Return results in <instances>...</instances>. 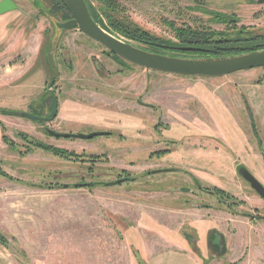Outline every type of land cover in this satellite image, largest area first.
Returning <instances> with one entry per match:
<instances>
[{
    "label": "rangeland",
    "instance_id": "obj_1",
    "mask_svg": "<svg viewBox=\"0 0 264 264\" xmlns=\"http://www.w3.org/2000/svg\"><path fill=\"white\" fill-rule=\"evenodd\" d=\"M12 1L16 7L0 13V109L48 119L0 112V169L24 179L0 178L22 188L26 203L13 208L11 231L0 232V264H264V200L238 168L246 163L264 185V67L222 76L145 68L78 28L58 29L50 0ZM115 1L121 15L159 37L175 40L169 23L264 35V1ZM51 97L57 109L49 118ZM48 129L108 133L83 139ZM36 142L78 156L61 157ZM186 171L199 186L230 194L234 210L198 208L217 198ZM118 175L127 180L105 184ZM188 185L194 191L182 190ZM216 223L230 255L175 249L188 247L181 229L202 241Z\"/></svg>",
    "mask_w": 264,
    "mask_h": 264
},
{
    "label": "water",
    "instance_id": "obj_2",
    "mask_svg": "<svg viewBox=\"0 0 264 264\" xmlns=\"http://www.w3.org/2000/svg\"><path fill=\"white\" fill-rule=\"evenodd\" d=\"M60 1L69 12L70 18L64 21L55 20L54 25L58 29L78 28L112 54L145 68L186 75L222 76L238 70L264 67V48L214 57H185L152 52L115 35L102 16L94 20L89 13L85 0ZM15 7L16 5L12 0H0V13ZM56 109L55 102L49 118L54 117ZM16 113L34 120L48 119V117H40L23 111ZM48 130L50 135L83 139L108 133L107 131H94L87 134H72ZM239 174L264 199V185L245 167L239 168Z\"/></svg>",
    "mask_w": 264,
    "mask_h": 264
},
{
    "label": "trees",
    "instance_id": "obj_3",
    "mask_svg": "<svg viewBox=\"0 0 264 264\" xmlns=\"http://www.w3.org/2000/svg\"><path fill=\"white\" fill-rule=\"evenodd\" d=\"M85 2L89 13L94 20L99 16H102L114 34H119L124 37V40L133 41L136 45L152 52L185 57H214L264 48V35H256L252 37L248 35V37L239 38L243 34L242 31H239L236 33L237 36L230 37L228 34L225 35L224 33L210 30L208 27H174L173 23L169 24L172 26L170 28L175 40L159 37L150 33L146 29L137 26L136 23L126 16L121 15V10H119V5L115 0H96L97 5H92L88 0H85ZM48 8L51 16L56 17V14H59V19L62 21L70 17L69 12L60 0H50ZM0 112L16 113L8 109H0ZM2 138L4 141H7L4 136H2ZM35 144L61 157L76 158L78 156L72 151L63 150L51 145L38 142ZM83 156L84 155L82 154L81 159ZM87 157L91 162H94L96 155L89 154ZM0 174L6 176L8 179L22 182L20 179H14L1 169ZM26 183L45 188H66L70 186L77 187L96 184V182L73 184L55 183L48 185L45 183ZM214 190L218 191V193L221 194L220 197L223 199L231 198L230 194L225 193L222 190L215 188ZM2 240L3 237L0 233V241Z\"/></svg>",
    "mask_w": 264,
    "mask_h": 264
},
{
    "label": "flooded vegetation",
    "instance_id": "obj_4",
    "mask_svg": "<svg viewBox=\"0 0 264 264\" xmlns=\"http://www.w3.org/2000/svg\"><path fill=\"white\" fill-rule=\"evenodd\" d=\"M70 18V17H69ZM62 21V20H61ZM64 21V20H63ZM51 102H52V108L54 107V104L56 102V107H57V100L55 98H52L51 97ZM42 121H45V120H42ZM166 150L165 152H167L169 149H164ZM154 154L156 153H160L159 151L158 152H153ZM248 162V161H247ZM247 164L243 162L242 166L241 167H245L247 170H250L248 167V165L246 166ZM171 167H167L166 169H170ZM175 169V167H173ZM238 168H240L238 166ZM172 169V168H171ZM156 171V170H155ZM186 173L188 174L189 178L192 180L193 184H195L197 187H201L202 190L204 192H206L208 195H213L215 196L217 199H216V203L215 204H205V203H195V205L198 206V208H204V209H216V210H219V208L221 207H224L226 210H229V211H233V205L232 203L230 202V200L228 198H221L220 197V193H218V191L214 190V188H207V187H202V186H199L198 184V181L197 179L191 174V172L189 171H186ZM241 176V175H240ZM242 177V176H241ZM195 178V179H194ZM243 178V177H242ZM244 179V178H243ZM127 180V177L124 175L122 176H119L113 180V181H108V182H105V184H112V183H115V182H118V181H126ZM247 181V180H246ZM259 181V180H258ZM248 182V181H247ZM260 182V181H259ZM261 183V182H260ZM249 184V188H251L253 191H255L250 183L248 182ZM183 191H185L186 193L191 192V191H194V190H191L190 189V186H184V187H181ZM256 192V191H255ZM257 193V192H256ZM258 194V193H257ZM259 195V194H258ZM260 196V195H259ZM260 198H262L260 196ZM263 199V198H262ZM188 199H184V201H187ZM264 200V199H263ZM195 201V200H193ZM216 206H220L218 208H215ZM188 231H190L189 229H181L179 231L180 235H182V237L186 240V243L188 244V247H183L182 245L180 246L181 248L174 246L175 249L179 250L180 252H189V253H194V254H200V256L203 257L202 254L206 253L205 256H209V253L212 251L213 253L211 254H214V255H217V256H220V255H225L228 254L230 255L231 253H228V251L226 252V242H225V239L224 237L221 235V230H220V227L218 224H215L214 226H210L209 228H207L205 230V232L203 233L204 235L203 236V240L201 241V239L194 235L193 233H189ZM191 234V235H190ZM203 242H205V244L203 245ZM226 247V248H225ZM228 250L231 251V248H228ZM202 252V253H201ZM226 260V259H225ZM209 263V262H208ZM224 264V261L223 263ZM227 264V263H225Z\"/></svg>",
    "mask_w": 264,
    "mask_h": 264
},
{
    "label": "crops",
    "instance_id": "obj_5",
    "mask_svg": "<svg viewBox=\"0 0 264 264\" xmlns=\"http://www.w3.org/2000/svg\"><path fill=\"white\" fill-rule=\"evenodd\" d=\"M13 120H16V119H13ZM4 147H5V144L1 142V139H0V149ZM11 156H12V159L15 158V154ZM7 157H10L9 154H7ZM12 165L13 163L9 162L8 166H12ZM2 168L6 170V166H2ZM7 169H8L7 171L11 170L10 168H7ZM20 179H24V177ZM15 184L16 183L10 182L7 179H3V177L2 179L0 178V232H4V230L2 229H5L6 230L5 232L11 231V228L10 230H7V227L11 225V221L14 218L13 214H15V212L13 211V208L24 207L26 205L25 200H24V195L22 194L23 189L17 188ZM16 192H19V194H21L20 199L16 198L17 197ZM220 230L223 231L221 227H220ZM11 236L12 238L14 237L18 239V237L14 234H12Z\"/></svg>",
    "mask_w": 264,
    "mask_h": 264
}]
</instances>
